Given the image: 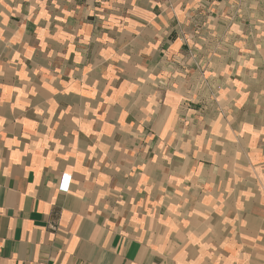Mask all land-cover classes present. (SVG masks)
Wrapping results in <instances>:
<instances>
[{
  "label": "crops",
  "instance_id": "0c3cea01",
  "mask_svg": "<svg viewBox=\"0 0 264 264\" xmlns=\"http://www.w3.org/2000/svg\"><path fill=\"white\" fill-rule=\"evenodd\" d=\"M264 0H0V264H264Z\"/></svg>",
  "mask_w": 264,
  "mask_h": 264
},
{
  "label": "rangeland",
  "instance_id": "374dc122",
  "mask_svg": "<svg viewBox=\"0 0 264 264\" xmlns=\"http://www.w3.org/2000/svg\"><path fill=\"white\" fill-rule=\"evenodd\" d=\"M256 11H257V15H259V16H261L263 13H264V7H262V6H258L257 8H256Z\"/></svg>",
  "mask_w": 264,
  "mask_h": 264
}]
</instances>
